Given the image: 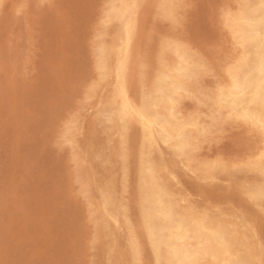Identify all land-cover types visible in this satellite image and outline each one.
<instances>
[{
	"label": "bare ground",
	"instance_id": "bare-ground-1",
	"mask_svg": "<svg viewBox=\"0 0 264 264\" xmlns=\"http://www.w3.org/2000/svg\"><path fill=\"white\" fill-rule=\"evenodd\" d=\"M181 6L106 1L92 49L96 79L86 92L94 118L69 117L60 140L76 163L105 264H264V0L225 8L222 31L232 45L223 57L172 33L146 40L143 53L144 16L153 10L175 23ZM224 123L246 126L257 141L231 169L229 193L239 203L226 193L205 207L180 186V171L205 182L228 171L223 160L195 154L201 137Z\"/></svg>",
	"mask_w": 264,
	"mask_h": 264
},
{
	"label": "rangeland",
	"instance_id": "rangeland-1",
	"mask_svg": "<svg viewBox=\"0 0 264 264\" xmlns=\"http://www.w3.org/2000/svg\"><path fill=\"white\" fill-rule=\"evenodd\" d=\"M106 1L5 0L0 32V264H105L96 249L76 163L60 134L71 116L94 118L86 92L96 79L92 49ZM231 4L182 0L175 23L149 11L140 34L142 52H150L146 40L172 33L209 57L218 51V58L223 57L232 43L223 35L221 19ZM215 78L207 80L215 83ZM184 107L192 110L194 103L186 100ZM256 141L239 123H224L211 136H202L197 159H221L228 171L205 182L183 169L180 186L205 207L226 193L238 204L239 194L229 193L231 169Z\"/></svg>",
	"mask_w": 264,
	"mask_h": 264
}]
</instances>
